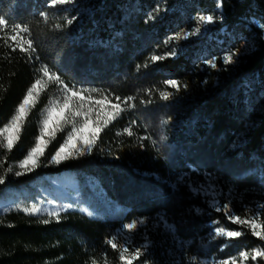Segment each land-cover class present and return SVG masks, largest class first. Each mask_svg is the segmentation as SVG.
I'll return each mask as SVG.
<instances>
[{
    "label": "trees",
    "instance_id": "1",
    "mask_svg": "<svg viewBox=\"0 0 264 264\" xmlns=\"http://www.w3.org/2000/svg\"><path fill=\"white\" fill-rule=\"evenodd\" d=\"M75 2L52 7L51 0H0V17L7 21L0 30V128L45 67L61 85L106 94L123 111L103 128L90 153L50 162L68 134L63 128L49 139L39 166L17 177L15 167L35 145L43 112L56 92L49 83L29 107L13 149L0 147V175L5 176L0 194L71 172L81 181H97L124 215L115 212L99 220L66 210L44 224L46 218L19 210L0 213V264H120L118 251L106 243L112 232L122 223L158 215L178 239L196 242L211 220L191 185L197 186L201 176L223 193H233L238 216L254 212L264 224V0H219L218 9L215 0ZM158 6L160 11H154ZM200 11L226 28L220 43L190 36L178 47V40H169L190 30ZM150 13L154 19H148ZM17 25L28 28L21 35L33 42L31 53L9 39ZM226 48L236 52L228 67L220 63ZM171 51L174 56L150 60ZM211 55L215 68L203 63ZM166 80L178 81L179 90ZM161 92L172 95L164 100ZM158 231L149 229L138 264H170L168 241ZM244 232L237 239L216 237L202 247L190 245L179 264H194L191 255L218 253L226 242L224 256L239 246L264 250V241L248 227ZM257 260L264 264V258Z\"/></svg>",
    "mask_w": 264,
    "mask_h": 264
},
{
    "label": "rangeland",
    "instance_id": "2",
    "mask_svg": "<svg viewBox=\"0 0 264 264\" xmlns=\"http://www.w3.org/2000/svg\"><path fill=\"white\" fill-rule=\"evenodd\" d=\"M75 1L76 0H73L72 3L66 4L64 6L74 5L76 3ZM215 1L217 3L219 2V0H215ZM216 8L218 9V7ZM199 15H208V14L203 13L201 11L198 12L195 16L192 17V22H194V24L190 28V30L186 28L181 32V34L191 32L196 27H200V32L192 37H200V38L205 37L207 39H214L216 40L217 43H220L221 42L220 37L225 33L226 28L216 27L215 22L211 24L198 25L197 21L194 18ZM253 23L256 24L255 22ZM20 38H21L20 36H17V40H20ZM185 40L186 39H179L177 41L176 39L177 46L182 47V43ZM13 43L16 46V41H13ZM25 47H27V45H25ZM232 52L235 51L230 48H226L223 50L220 60V63H222L223 66L226 65V67H228L234 64V62L231 64H225L223 61V57L226 54ZM25 53H31V52L29 50L28 52ZM215 59H216L215 56L211 55L207 59L203 60V63H205V65H207L208 67H211L208 63H206V61L215 60ZM41 78H42V72L40 73L38 79ZM51 82L55 84L56 92L54 93L51 101L49 102L48 106L45 108L43 112L42 121L45 119L47 115V110L52 106L54 101H58L60 104L64 102L65 85H61V83H56L55 81H49L47 77H43L42 85L38 89V94L41 91H43L47 87V85ZM68 88L71 87L68 86ZM71 89L80 91L86 97L90 95L92 96L93 100L103 99L104 97H107L108 100L112 102V100L110 99L111 97H108V95L106 94L103 95L100 94L99 92L97 93L95 91L82 89L80 87L77 89L74 88ZM80 103L81 102L79 100L73 98L72 100L73 106L79 105ZM112 103H116V102H112ZM84 105H85V110L87 109L88 106H92L94 109L98 107L91 104V102L88 100L84 101ZM105 110L106 111L111 110V106L107 103L105 104ZM94 115L95 112H93V116ZM77 119L79 120L80 118ZM63 128H65L68 132H70L72 125L64 124ZM49 139H50L49 136H45V140L49 141ZM18 164L15 167V172L20 171V169L18 168ZM190 178L191 177H189V179ZM197 179H198L197 186L194 187L193 184H191L193 192L201 196V200L203 203L202 212L206 214V216L211 218L210 222L207 224L209 229L204 238H199L196 242L194 240L178 239L177 236L174 234V229L171 226V224L162 215H158L153 219H134L132 221L122 223L119 226V228L115 229L112 232L110 239L115 238V241L118 243V245H124L125 247H128L130 251L136 248H140L142 255L149 244V240H148L149 229L154 228L157 230V228L160 227L161 232L158 231L159 234L163 235L168 241V245H167L168 248L166 247L167 250L165 252L166 258L168 259L170 264H179L183 259L182 257L184 256L186 258L188 257L187 249L190 245H198V247H202V245L208 242V240L216 238L217 236L215 235V229L217 227H223L228 230L241 231L242 235L240 237H242L245 233L244 229L248 226L237 225L232 223L228 219V216L225 214V210L223 209V206L227 204L228 211L230 212V214L238 216L234 212V209L232 208L233 199L235 198L233 193L232 192L223 193L222 189L217 187L214 184L213 180L210 178H205L201 176L198 177ZM217 206L221 208V211L216 210ZM25 208L28 209L39 208L40 211L32 215H36L46 219H56V217L50 216L49 213L57 212L60 214L61 212L66 210H76L85 214L89 218H94L99 220H105L106 218L109 217L110 214L115 212L119 215L120 218H122L124 215V211L119 210L118 207L107 198L105 191L100 187V184L97 181H94L93 179H85L84 181H81L75 174L71 172H63L61 174L54 176H44L41 179H39L37 182L22 187H11V188L8 187L0 194V213H5L11 210H19L24 212L23 209ZM253 217H258V216L254 212H248V217L242 219H248ZM141 221H143V223H140ZM133 222L137 224V227L134 230L129 231L124 227V225ZM258 223H260L259 219H258ZM253 237L258 238L256 236ZM232 239H237V238H232ZM227 244L228 242H226L224 246ZM224 246H222L218 250V253H215L210 256H200L199 254L191 255L189 261H192L194 264H220V262L223 260H230L234 258L236 260V264H259L257 259L256 260L251 259V255H249V258L247 260H244L242 257H240L241 252L252 253L253 250H257L256 248L250 249L249 251L241 248V246L233 250L229 248V250L226 252V255L224 256L222 255L221 252ZM141 255L138 259L141 258ZM138 259L133 261V264H138ZM96 264H110V263L108 261H104L102 263L98 262Z\"/></svg>",
    "mask_w": 264,
    "mask_h": 264
},
{
    "label": "snow or ice",
    "instance_id": "3",
    "mask_svg": "<svg viewBox=\"0 0 264 264\" xmlns=\"http://www.w3.org/2000/svg\"><path fill=\"white\" fill-rule=\"evenodd\" d=\"M73 0H51V6L56 7L57 5H66L72 3ZM217 7H220V4H217ZM154 11L159 12V6L154 9ZM40 15L47 19V14L41 12ZM155 17L150 13L148 19H154ZM197 21L198 25L211 24L214 22V17L212 15H199L194 18ZM73 21L68 20L67 23L71 24ZM147 22V21H146ZM7 28V21L5 18L0 17V30H4ZM13 31L16 35L10 36L9 39L12 41H16V47L19 48L22 52H28L33 49V42L31 40L24 39L21 35L28 31L27 27H23L17 25L13 28ZM200 32V27H196L193 31L187 33H176L173 37H169V40L172 39H187L189 36H194ZM17 36H20V40H17ZM7 43V41H5ZM167 43V41H166ZM27 45V47H25ZM15 50V49H13ZM175 51H171L166 54V56H158L152 55L150 60L152 62L161 61L166 59L167 57L174 56ZM236 55V52H232L226 54L223 57V61L225 64H231L234 62L233 57ZM211 67L215 68L216 63L215 60L206 61ZM140 66L137 65V68ZM42 78L37 79L29 88L26 95L24 96L22 102L18 105L15 110L14 115L11 117L8 124H6L3 128H0V147L6 148L8 151H11L17 141L20 139V132L22 130L23 120L27 114V111L30 106H34V101L36 95H38V89L42 85L43 77H47L49 81H55L56 83H62L59 77L50 73V70L45 67L41 69ZM166 85L171 86L174 89L179 90V82L176 80H166L164 82ZM186 87V86H185ZM65 96L64 102L60 104L58 101H54L52 106L47 110V115L45 119L42 121V127L40 129V135L35 138V145L30 148L27 155L21 160L18 164V168L20 171H16V176H22L28 172L33 171L35 168L39 166V158L44 155L45 148L49 141L45 140V136H49L54 139L56 132L62 130L64 124H71V131L68 132L64 143L60 145L59 149L52 156L50 162H55L56 164L61 163L63 160H67L71 157H75L76 155H84L86 152L90 153L92 147L95 145L96 141L99 138L100 132L104 127L108 125V123L115 119L116 116L119 115L123 109L119 103H112L108 100L107 97L103 99L93 100L92 96H85L80 91L73 90L68 88L67 85L64 86ZM95 91V90H93ZM161 98L164 100H168L172 93L170 92H161ZM73 98L79 100L81 103L79 105L73 106L72 100ZM117 100L120 98L117 97ZM129 100L133 99L131 97ZM88 100L91 104L98 106L95 109L92 106H88L85 110L84 101ZM109 104L111 106L110 111L105 110V104ZM93 112L95 115L93 116ZM77 118H80L79 120ZM128 135H132L130 129H125ZM12 169L9 168L8 172H11ZM5 182V176L0 175V184ZM225 210V214L228 216V219L237 225H246L250 228L251 234L253 236L258 237L260 240L264 241V224L258 223V217L242 219L240 216L232 215L228 211V205L225 204L223 206ZM217 211H221V208L217 206ZM24 212L29 214H34L40 211L39 208H25ZM50 216L59 218V213L52 212L49 213ZM49 220H43L42 223L48 224ZM140 223H143L141 221ZM126 229L129 231L134 230L137 227L135 222L124 225ZM215 235L217 237H226V238H238L242 235L241 231L237 230H228L223 227H217L215 229ZM113 249H116L119 253L118 259L121 264H133V261L138 259L141 255V249L136 248L132 251L129 250L128 247L124 245H118L115 241V238L109 239L106 241ZM251 255L252 260H256L257 257L264 258V250H253L252 253L249 252H241L240 257L244 260H247ZM91 264H96V261L93 260ZM220 264H236V260H223Z\"/></svg>",
    "mask_w": 264,
    "mask_h": 264
}]
</instances>
